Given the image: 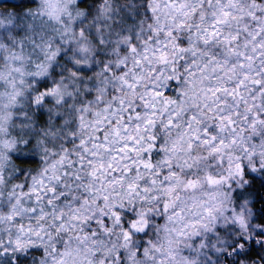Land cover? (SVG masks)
I'll use <instances>...</instances> for the list:
<instances>
[{
    "label": "clouds",
    "instance_id": "9594fccd",
    "mask_svg": "<svg viewBox=\"0 0 264 264\" xmlns=\"http://www.w3.org/2000/svg\"><path fill=\"white\" fill-rule=\"evenodd\" d=\"M0 264H264V0H0Z\"/></svg>",
    "mask_w": 264,
    "mask_h": 264
}]
</instances>
